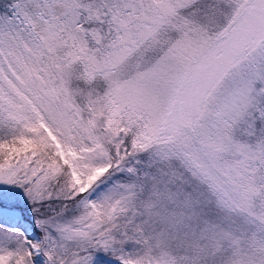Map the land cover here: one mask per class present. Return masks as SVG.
<instances>
[{"label":"snow or ice","instance_id":"snow-or-ice-1","mask_svg":"<svg viewBox=\"0 0 264 264\" xmlns=\"http://www.w3.org/2000/svg\"><path fill=\"white\" fill-rule=\"evenodd\" d=\"M0 264H264V0H0Z\"/></svg>","mask_w":264,"mask_h":264}]
</instances>
